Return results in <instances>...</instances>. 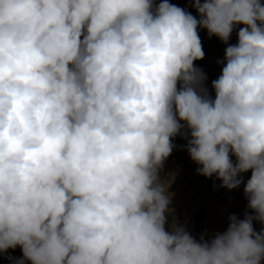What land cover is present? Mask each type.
Returning a JSON list of instances; mask_svg holds the SVG:
<instances>
[{
    "label": "clouds",
    "instance_id": "9594fccd",
    "mask_svg": "<svg viewBox=\"0 0 264 264\" xmlns=\"http://www.w3.org/2000/svg\"><path fill=\"white\" fill-rule=\"evenodd\" d=\"M192 6L198 16L169 0H0V254L264 262L253 225H264V3ZM198 29L226 45L214 97L194 64L205 56ZM177 136L197 174L244 184L254 214L199 239L177 222L175 174L161 176Z\"/></svg>",
    "mask_w": 264,
    "mask_h": 264
},
{
    "label": "crops",
    "instance_id": "0c3cea01",
    "mask_svg": "<svg viewBox=\"0 0 264 264\" xmlns=\"http://www.w3.org/2000/svg\"><path fill=\"white\" fill-rule=\"evenodd\" d=\"M156 2L159 3L161 0H156ZM261 2L264 3V0H261ZM169 3L185 8L194 16H198L192 6V0H169ZM238 27H242V25ZM198 32L205 56L202 60L195 61L194 64L207 74V86L214 97L211 82L217 79L222 72L223 65L218 64L217 61L223 60L226 45L215 36L209 38L206 29H198ZM237 39L234 31L229 43L235 44ZM172 143L175 147L165 162L161 176L163 178H171V174H175V179L169 191L174 193L171 207L175 210V217L178 223L189 213L193 202L199 200L191 219L190 234L199 239L201 234L207 233L206 238H208L215 233L226 231L231 215H236L238 219H243L246 213L254 214L247 207L248 201L244 196L243 183L239 188L229 190L221 187V181L216 179V177L207 181L206 177L197 174L198 165L191 160L184 147L187 143L186 140L177 136L172 140ZM233 160H235L234 157ZM241 175L244 183H246L251 176V172ZM171 220L172 216L169 215V223H171ZM253 225L257 232L264 227L258 221H254ZM9 256L14 259L10 260ZM21 256L22 252L19 247L15 250L9 249L7 253L0 254V264H14L15 259ZM26 264H30V262H26Z\"/></svg>",
    "mask_w": 264,
    "mask_h": 264
},
{
    "label": "built area",
    "instance_id": "2783aa9c",
    "mask_svg": "<svg viewBox=\"0 0 264 264\" xmlns=\"http://www.w3.org/2000/svg\"><path fill=\"white\" fill-rule=\"evenodd\" d=\"M213 178H215V176H213L211 178H207V181H210ZM198 203H199V200H196V201L193 202L189 213L179 223L180 225L184 226L186 228V230L189 231V233H191V230H190L191 219H192V217L194 215V212H195V209H196Z\"/></svg>",
    "mask_w": 264,
    "mask_h": 264
},
{
    "label": "trees",
    "instance_id": "16d2710c",
    "mask_svg": "<svg viewBox=\"0 0 264 264\" xmlns=\"http://www.w3.org/2000/svg\"><path fill=\"white\" fill-rule=\"evenodd\" d=\"M235 193H237V191H235Z\"/></svg>",
    "mask_w": 264,
    "mask_h": 264
}]
</instances>
